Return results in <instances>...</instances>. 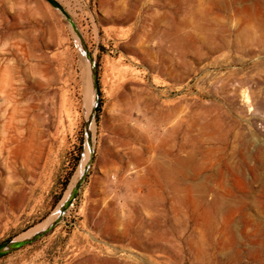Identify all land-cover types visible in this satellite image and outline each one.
Returning <instances> with one entry per match:
<instances>
[{"label":"rangeland","instance_id":"1","mask_svg":"<svg viewBox=\"0 0 264 264\" xmlns=\"http://www.w3.org/2000/svg\"><path fill=\"white\" fill-rule=\"evenodd\" d=\"M57 1L0 0V244L80 187L0 264H264V0Z\"/></svg>","mask_w":264,"mask_h":264},{"label":"water","instance_id":"2","mask_svg":"<svg viewBox=\"0 0 264 264\" xmlns=\"http://www.w3.org/2000/svg\"><path fill=\"white\" fill-rule=\"evenodd\" d=\"M45 1H47L56 10H59L67 20H69V21L71 20L70 14L67 12L65 7L60 2H58L57 0H45ZM74 28H75V26H74ZM94 87H95L96 92L98 94V92H99V82H98V79H97L96 76L94 77ZM79 187H80V184H77V186L73 189L71 196L69 197V199L63 205V208H62V213L63 214L69 209V207L72 205L73 201L75 200V198L77 196V193L79 191ZM56 224H54L53 226L47 228L46 230H44L42 232L35 233L30 238L12 239V240H8L6 242L1 243L0 244V258L5 256V255H7L8 253H10L12 251L18 250V249H20V248L32 243L33 241L39 239L43 234L48 232Z\"/></svg>","mask_w":264,"mask_h":264},{"label":"bare ground","instance_id":"3","mask_svg":"<svg viewBox=\"0 0 264 264\" xmlns=\"http://www.w3.org/2000/svg\"><path fill=\"white\" fill-rule=\"evenodd\" d=\"M240 99V98H239ZM241 99H243V97H241ZM240 99V100H241ZM242 101V100H241ZM245 101V100H244ZM247 101V100H246ZM245 103V102H244ZM246 104V103H245ZM244 104V107H247L248 105L246 104L245 105ZM93 105V104H92ZM243 105V104H242ZM91 107L92 106H90V109H91ZM259 107V106H258ZM251 108V107H250ZM93 117H91V119H92ZM94 119V118H93ZM94 122H93V120H91V125L93 124ZM92 127H93V125H92ZM93 129L94 128H92V131H93ZM91 131V130H90ZM88 134V133H87ZM87 140H88V138H87ZM90 153H91V147L89 148V146H88V148H87V157L90 155ZM162 160V159H161ZM166 160H162V162H165ZM168 163H170L169 164V167H170V165H171V162H169V161H167ZM199 162V161H198ZM86 163V162H85ZM180 164H181V166H184L187 162L186 161H180L179 162ZM197 163V162H196ZM195 163V164H196ZM164 164H166V165H168L166 162L164 163ZM160 165V164H159ZM85 166V165H84ZM192 168V167H191ZM185 169V168H184ZM162 170V169H161ZM187 172H185V174H186ZM164 175V174H163ZM194 176V175H193ZM192 176V177H193ZM218 176V175H217ZM165 177V176H164ZM219 177V176H218ZM77 180H78V175H76V177L74 178V180H73V182H72V184H71V186H70V189H69V191L68 192H70L71 191V189L73 188V186L75 185V183L77 182ZM205 180V179H204ZM184 185H186L185 183H183ZM179 185L181 186V182L179 183ZM166 186V185H165ZM170 189V188H169ZM192 189V188H191ZM210 190V189H209ZM191 191H196V192H198L200 195H201V199H204L205 200V195H206V192L208 191V188H206V185L203 183V185L201 184V185H199L198 187H196L195 189H192ZM210 193V192H209ZM213 195V194H212ZM216 197H217V199L218 198H220V194L219 193H216ZM68 198V197H67ZM67 200H65L61 205H60V207L58 208V210L54 213V215H52L45 223H43V224H40L39 226H37V227H35L34 229H32L31 231H29L28 233H26L22 238H30V237H32L35 233H38V232H42V231H44V230H46L47 228H49L54 222H55V220L57 219V217L59 216V215H61L62 214V208H63V205L65 204V202H66Z\"/></svg>","mask_w":264,"mask_h":264}]
</instances>
